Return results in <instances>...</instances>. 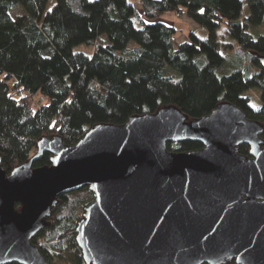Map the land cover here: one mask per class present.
Returning <instances> with one entry per match:
<instances>
[{"label": "trees", "instance_id": "1", "mask_svg": "<svg viewBox=\"0 0 264 264\" xmlns=\"http://www.w3.org/2000/svg\"><path fill=\"white\" fill-rule=\"evenodd\" d=\"M16 4L27 13L12 17ZM48 4L0 0V155L7 173L37 153L41 138L59 136L74 145L95 125H122L162 107L174 106L192 120L229 101L264 126V100L255 108L250 96L230 89L256 85L264 93V76L253 65L262 66L264 58V0H55L50 9ZM165 12L186 13L200 27L177 43L178 27L163 19ZM221 22L246 63L230 74L220 73L227 60L217 36ZM80 44L90 52L76 51ZM34 96L45 101L33 104ZM167 146L171 152L203 147L189 140ZM239 150L250 155L249 144ZM52 158L44 151L33 166L51 165ZM93 200L89 186L57 197L32 238L51 264H88L76 229Z\"/></svg>", "mask_w": 264, "mask_h": 264}, {"label": "water", "instance_id": "2", "mask_svg": "<svg viewBox=\"0 0 264 264\" xmlns=\"http://www.w3.org/2000/svg\"><path fill=\"white\" fill-rule=\"evenodd\" d=\"M263 128L229 101L192 120L170 106L74 145L41 138L10 173L0 155V264H51L32 238L60 194L87 186L76 237L88 264H264ZM186 140L203 147L169 151ZM44 151L51 165L34 167Z\"/></svg>", "mask_w": 264, "mask_h": 264}, {"label": "rangeland", "instance_id": "3", "mask_svg": "<svg viewBox=\"0 0 264 264\" xmlns=\"http://www.w3.org/2000/svg\"><path fill=\"white\" fill-rule=\"evenodd\" d=\"M55 0H49V4H48V9L52 8L54 6ZM10 13L12 15V17H16V16H23L25 15L27 12L24 9V7L22 6V4H16L11 10ZM163 18L169 17L171 19V21L175 24L176 27H178V34H177V43L182 40L185 39L187 37L186 34H189V32H191L192 30H194L195 28H199V24L196 23L194 20H192L190 17H179L177 16L176 13L173 12H165V14L162 16ZM260 28V27H259ZM264 30V22L263 25L260 29ZM205 31L202 30L200 31V33H204ZM217 36L220 42V45L222 47L221 51L223 53V55L226 57V62H224L222 64V66L220 67V73H226V74H230L233 73V71L237 70L239 67V65L242 63L243 61V66L246 65L245 60L242 59L241 57H239L236 53V50H238V48H236V43L237 41L232 37H230L229 35H227L226 33V25H224L223 22L220 23V27L217 30ZM189 38V37H188ZM188 40V39H187ZM232 44H234L235 47L231 46ZM76 51H86V52H90V48L85 45V44H80L78 46L75 47ZM261 66V65H259ZM257 69V67H256ZM257 71L259 72V75H264V68L261 66L260 68L257 69ZM239 84H234L233 86L230 87V89L239 92V94L241 95H248L250 96V98L252 99L251 104L253 107H258L262 104V92H261V88H257V86L253 85V87L250 86H245V89H242L241 91H238L240 89L237 88ZM32 99V103H39L40 98H38L37 96H34L31 98ZM56 264H62L61 262H56Z\"/></svg>", "mask_w": 264, "mask_h": 264}, {"label": "crops", "instance_id": "4", "mask_svg": "<svg viewBox=\"0 0 264 264\" xmlns=\"http://www.w3.org/2000/svg\"><path fill=\"white\" fill-rule=\"evenodd\" d=\"M165 21H168V22H170V23H172V24H174L172 21H171V19L169 18V17H166V18H163ZM187 35V37L185 38V39H182V40H180L179 42H184V41H187V39H188V34H186ZM246 57V56H245ZM246 59V58H245ZM253 65H254V67H257V69L258 68H260L261 66H259L258 64H256V62H254L253 63ZM261 76H264V75H261ZM258 88V87H257ZM261 90V89H260ZM261 92H262V99H263V97H264V93H263V91L261 90ZM264 100V99H263ZM262 100V101H263Z\"/></svg>", "mask_w": 264, "mask_h": 264}, {"label": "built area", "instance_id": "5", "mask_svg": "<svg viewBox=\"0 0 264 264\" xmlns=\"http://www.w3.org/2000/svg\"><path fill=\"white\" fill-rule=\"evenodd\" d=\"M176 14H177V16H179V17H182V16H186L187 17V15H186V13H179V12H176ZM189 17V16H188ZM192 19V18H191ZM193 20V19H192ZM195 21V20H194ZM45 101V98H43V97H40V100H39V102H44Z\"/></svg>", "mask_w": 264, "mask_h": 264}]
</instances>
